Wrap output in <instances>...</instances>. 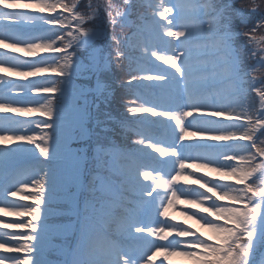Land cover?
Masks as SVG:
<instances>
[{"label": "snow or ice", "instance_id": "1", "mask_svg": "<svg viewBox=\"0 0 264 264\" xmlns=\"http://www.w3.org/2000/svg\"><path fill=\"white\" fill-rule=\"evenodd\" d=\"M23 2L33 9L31 14L35 19L42 21L43 30L38 24L23 29L18 18L5 15L0 9V25H6L8 31L0 34V45L32 57L40 52L53 55L27 60L0 52L3 57L0 72L25 80L43 73H53L55 78L51 82L15 84L0 77L3 85L0 113L17 114L16 117L0 115V143L18 142L13 147L0 148V181L27 173V182L6 190L5 194L36 204L42 203L46 195L38 201L22 192L32 191V184L39 186L41 192H48L49 165L41 158L51 159V129L56 127L57 98L64 94L65 87L79 89L86 98L85 105L92 103L97 111L116 100L118 93L105 78L113 70L112 54L94 46L107 33L97 25L95 30L84 29L79 35L69 33L71 39L63 41V33L57 30L63 16L39 13L67 9L75 13L73 19L79 20L81 28L86 23V12L90 13L88 20L102 13L108 15L109 23L115 24L117 20L103 7L102 0H96L95 7L92 0ZM235 3L236 0H230L229 15L224 16V9H220L206 26L201 21L200 0H159L158 3L148 0L147 4L138 0L137 6H147L151 16L139 15L137 22L129 19L133 14L131 7L127 13L117 11L116 16L123 17L120 26L135 29L123 45L125 51H115V59L124 61L126 73L119 99L125 112L134 119H128L124 112L120 119L104 112L106 120L123 129V142L103 150L109 158L101 159L99 167L107 175L98 173L92 179L109 196L110 204L119 209V215L115 235L103 250V260H90L89 264H151L155 252H163L164 260L184 257L191 264H252L254 250L264 244V80L257 79L258 74L264 75V36H256L257 31L264 29V12L257 7H233ZM208 4L211 6L213 0H208ZM172 12L175 15L168 19ZM250 18L252 23L247 31L237 30L235 21L247 26ZM169 28L181 30L182 35H189L191 28L192 34L212 41L214 47L193 53L186 43L177 47L169 41L170 47L177 50L168 53V58L163 60L166 67H160L155 63L159 50L150 45L165 33L169 37L177 35ZM133 39L134 46L129 44ZM78 46L89 49V63L81 66V73L90 66L94 75L79 76L91 81L89 84H76L71 79L77 52L68 49ZM215 52L220 53V63L213 64V68L219 67L220 71L210 73L208 62L197 63L195 58L212 56ZM152 53L157 55L154 57ZM61 56L63 62L58 63ZM37 88L52 95L33 98L30 93ZM13 89L17 90L15 94ZM137 113L147 115L137 117ZM37 115L45 118L37 122L38 127L47 129L45 135L26 133L29 125L23 122L33 119L22 117ZM221 116L226 123L215 119ZM110 130L115 129H103ZM217 141L228 143L217 144ZM17 147L22 150L16 151ZM96 152L99 157L102 149L97 148ZM201 170L203 175L195 174ZM208 172L218 175L210 179ZM222 178L233 182L221 183ZM180 181H191L199 188L177 187ZM178 204L194 209L179 211L186 220L211 233V240L191 225L161 221ZM30 215L16 208L0 211V217L20 219ZM0 229L23 231L3 220ZM38 230L37 226L35 231ZM0 235L3 236L0 243L11 239L7 233ZM173 235L185 239L169 240ZM4 250L16 251L14 245L8 244ZM9 259L0 255V260Z\"/></svg>", "mask_w": 264, "mask_h": 264}, {"label": "rangeland", "instance_id": "2", "mask_svg": "<svg viewBox=\"0 0 264 264\" xmlns=\"http://www.w3.org/2000/svg\"><path fill=\"white\" fill-rule=\"evenodd\" d=\"M201 1V0H200ZM220 0H213V4L210 6L204 5L200 7L201 11V19L206 20L205 26L207 25V21L212 17H214L220 9H224V16L228 15V9L226 8L225 3L229 4L230 0L222 1L221 5L218 3ZM138 0H102L103 7H105L109 12H111L112 17L117 20V23L112 24L109 23V17L106 13H102L98 18H93L91 20L87 19V16L90 14L89 12L85 13L86 23L82 26L79 24L78 19H73L75 13L68 11L67 9L60 12L58 9L55 13H39V15H57L63 16V20L61 26L57 28L58 31L63 33L62 40L67 41L71 39V35H79L80 31L84 29L91 28L93 30L96 29L97 25L103 29L107 36L102 40H97L95 42V47L103 50L104 53H111L113 58V70L110 74L106 75V79L112 84L114 88L117 89V99L112 101L109 105H102L100 110L97 111L96 108L95 120L93 122V126L91 125V116L90 113L95 107L94 104L89 103L85 105V97L81 94L79 89L73 87L69 90L65 87V92L60 97L57 98V119H56V127L51 129L52 140H51V159H47V157H42L47 161L49 165L48 177H47V194L41 192L39 190V186L36 184H32V191L22 192L23 195H27L35 200H41L42 197L46 199L43 200L42 203H31L30 201H22L19 197H16V205L10 202L9 207L5 209H1L0 211L7 210L8 208H16L28 211L31 213L30 216L17 218L13 216H9L11 222L13 223L14 219H17L20 223L15 226L20 227L23 231L18 230L17 238L10 239V242L6 243L8 245H14L17 252L18 258H12L10 261H7L9 264H58L61 256V252L70 250L73 247L72 251L77 252L72 253V256L75 258L76 256L81 261V264L85 263V256L88 258H92L95 254V257L99 260V258L103 257V250L106 245L101 247L100 242L97 241V226L100 224L105 225L111 231L116 229V225L113 222V218L110 216H118L119 209L113 207L109 202V196L102 192L98 182H94L92 177L97 175L98 173H103L107 175L106 172L99 167L101 159L109 158L107 153L103 150L110 148L113 144H122L123 142V129L116 128V126L110 121L106 120L104 117V112H111L113 116L116 118L120 117L121 112L125 113V116H129L127 112H125L123 103L119 99V91L120 86L123 81L126 80V73L124 70V61L115 59V51L119 49L120 51H125L123 45L127 38L131 37L133 31L135 29L128 27H121L120 22L123 20V17H117V11L127 13L128 9L131 7L133 14L130 16V21L137 22L139 15H148L151 16V10L147 7H139L137 6ZM154 3H158L159 0H152ZM93 6L96 5V0H92ZM148 3V0H145V4ZM217 3V4H216ZM25 4L23 0H0V9L4 10L5 15H13L15 18H18L19 22H22L25 26L24 29H32L36 24L40 25L41 30H43L44 26L42 21L36 20L35 17L31 14L33 12L32 8ZM233 7H244L245 9L251 7H257L259 11L264 12V0H236V3ZM15 10V11H14ZM227 13V14H226ZM230 14V13H229ZM175 15V12L168 14V19H171L172 16ZM71 21V23H69ZM227 22V21H224ZM252 20L249 19V24L247 26L240 25L238 21V28L240 31H247V28L251 26ZM72 25L71 29H66ZM55 27V26H53ZM66 29V30H65ZM169 30H172L169 28ZM157 31H159L157 29ZM173 31V30H172ZM179 29H177V35L175 36L178 46H182L184 43L187 44L188 49H190L193 53L197 52H206L213 49L214 45L212 41L207 40L205 37L197 38L191 32V28L189 29V35L180 34ZM0 34H8L7 26L0 25ZM47 34V33H45ZM257 38L264 36V29H261L256 32ZM113 37L115 39H113ZM160 38H169L172 44H174L173 37H169L167 33L160 35ZM83 41V38H81ZM136 41L129 40L130 45H135ZM163 45L162 43H160ZM150 47H154L150 45ZM3 49L10 50L6 46L0 45V52H5ZM77 52V56L75 58V65L71 69L72 76L71 79L76 84H89L91 83L88 80L79 79L81 74L83 75H93L90 70L84 71L81 73V66L87 65L88 62V53L89 49L86 46H78L77 48L68 49ZM21 55H18L20 59H40L41 57L48 56L46 52H40L36 57L30 56L26 52L17 51ZM71 52V51H69ZM173 52V51H172ZM50 54V53H49ZM53 54V53H52ZM139 55L138 52H136ZM164 51H159V58L155 60L156 64H159L160 67H166L163 64V60L168 58V55H164ZM155 57L157 54L152 53ZM3 59V57H0ZM197 63L207 61L208 62V71L211 73L213 71L219 72L220 68H213V64L220 63V53L215 52L212 56L201 55L195 58ZM58 63H62V56L57 61ZM54 75L53 73H43L37 77H28L27 79L31 82L33 81H44L48 82L52 79ZM0 77L10 79L13 83H18L17 78L12 76L10 73L0 72ZM44 77H48V79L43 80ZM52 77V78H51ZM16 78V79H14ZM21 79V78H19ZM257 79L264 80V75L258 74ZM30 82V83H31ZM29 83V82H28ZM27 84V83H20ZM3 85H0V87ZM17 90L13 89V94L16 93ZM47 93V92H45ZM51 93H48L44 96H50ZM68 95V96H67ZM252 96H255V93H252ZM64 99H71L69 107L66 111L62 110V104ZM257 107H259V102L257 98ZM94 105V107H93ZM0 115H12L14 117L17 116L15 113H0ZM74 115V117H71ZM147 115L145 113H137L136 116ZM38 116V115H37ZM21 118V117H20ZM24 117H22L23 119ZM225 117H216L217 120H223ZM40 119H37V121ZM97 121H100L98 123ZM224 121V120H223ZM32 121L23 122L29 126L32 125ZM227 121L225 120V123ZM99 125L100 127H98ZM14 128H19L18 125H13ZM34 127V126H32ZM115 129L110 130L108 132L103 131L104 128ZM91 129L94 131L96 129H100L102 133L97 135V142H93L91 140ZM35 128L26 129V133H32ZM37 135H45L47 134V129H42L39 127ZM96 135V134H95ZM259 135V132H257ZM114 138L116 141H111ZM135 139V137H133ZM18 142L8 141L0 143V148L3 147H13ZM43 143V141H41ZM216 143V142H215ZM217 143H228L224 141H217ZM102 149L101 155L98 157L96 149ZM15 150H20V148H16ZM22 150V149H21ZM39 155V153H37ZM62 171H59V169ZM188 171V170H187ZM196 175H203L204 171L201 170ZM217 173L208 172L207 176L211 179V177H217ZM223 181V182H222ZM27 182V179L25 180ZM31 182V181H29ZM221 183H231L227 178H222L219 180ZM233 182V181H232ZM185 185H188V188H196L199 186L192 185L191 181H180L177 187L185 188ZM11 196V195H10ZM13 197V196H12ZM184 197H182L183 199ZM220 203H228L227 201H221ZM185 207L186 211H194V209H187L186 205L178 204L177 207ZM174 210H170L169 217L166 219L168 223H176L178 225L191 227L197 233H203L210 240L212 239V234L207 232L205 229H201L199 225H197L194 221L186 220L184 216L180 214V209L177 208ZM117 214V215H116ZM42 215V219H41ZM7 217V216H5ZM1 217L0 220L6 222V218ZM117 218V217H116ZM100 223V224H98ZM39 228L38 231L35 229ZM80 229L79 237L77 238L76 228ZM155 239V237H153ZM54 242V243H53ZM242 244L247 243V241H241ZM96 245L99 248L90 249V246ZM264 247V244L258 246L252 256V264H264V254L261 253L259 256H256L260 251L259 248ZM0 248L5 249V244H0ZM53 250L52 253L50 251ZM84 251L83 253H81ZM101 251V252H100ZM239 251V250H237ZM69 253V251H68ZM155 252L154 254H157ZM171 259V258H170ZM168 259V261L170 260ZM176 261L180 264H191V261L187 260L184 257H174ZM90 261V260H89ZM87 260V262H89Z\"/></svg>", "mask_w": 264, "mask_h": 264}, {"label": "trees", "instance_id": "3", "mask_svg": "<svg viewBox=\"0 0 264 264\" xmlns=\"http://www.w3.org/2000/svg\"><path fill=\"white\" fill-rule=\"evenodd\" d=\"M221 1H223V0H221ZM224 1H227V0H224ZM225 5H226V8L228 9V12L230 13V9L228 8V5L229 4H227V3H225ZM229 13H228V15H229ZM227 14V13H226ZM238 20L237 21H235V27L237 28V30H239V28H238Z\"/></svg>", "mask_w": 264, "mask_h": 264}, {"label": "bare ground", "instance_id": "4", "mask_svg": "<svg viewBox=\"0 0 264 264\" xmlns=\"http://www.w3.org/2000/svg\"><path fill=\"white\" fill-rule=\"evenodd\" d=\"M3 231V230H2ZM2 231H1V233H2Z\"/></svg>", "mask_w": 264, "mask_h": 264}]
</instances>
